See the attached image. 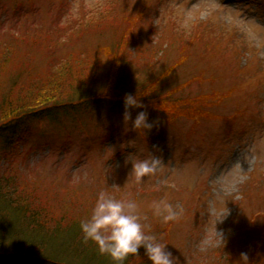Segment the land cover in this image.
Here are the masks:
<instances>
[{
	"label": "rangeland",
	"instance_id": "rangeland-1",
	"mask_svg": "<svg viewBox=\"0 0 264 264\" xmlns=\"http://www.w3.org/2000/svg\"><path fill=\"white\" fill-rule=\"evenodd\" d=\"M121 38L122 47L109 49ZM0 51L7 59L0 98L16 73L27 84H14L11 98H37L49 91L51 71L48 77L63 84L60 98L94 86L120 99L91 98L72 112L54 110L51 120L7 126L0 131V175L18 187L80 188L86 197L106 187L115 199L137 202L145 228L157 217L153 202L165 199L184 209L161 238L176 264H264V0H0ZM155 79L161 88L148 98L206 93L203 110L221 117L168 122V109L151 107L152 130L135 132L123 120L122 92L136 95ZM132 80L137 87H126ZM142 110L132 109V119ZM153 154L161 159L156 173L137 181L131 161ZM86 202L93 209L96 200ZM48 203L56 214L66 206ZM54 221L43 240L53 241ZM82 238L66 240L61 255L85 261ZM140 254L125 264H149Z\"/></svg>",
	"mask_w": 264,
	"mask_h": 264
},
{
	"label": "trees",
	"instance_id": "trees-1",
	"mask_svg": "<svg viewBox=\"0 0 264 264\" xmlns=\"http://www.w3.org/2000/svg\"><path fill=\"white\" fill-rule=\"evenodd\" d=\"M126 40L130 42V39H128L127 36ZM122 41L123 40L121 38L116 42V45L109 47V49H113L114 47H122ZM137 44H139V42H137ZM181 45L184 48L187 47L186 44ZM101 53H106L108 56L110 55L112 57L113 54H115L110 50H104ZM4 54L5 52L0 51V70L5 69L4 67L7 63V59ZM68 58L69 57L64 59L63 62H65V60H69ZM91 58L92 56H90V59ZM149 58L151 59L148 61V63H151L153 59L151 54H149ZM183 58L184 56L182 59ZM62 63L58 64V67L56 68V71L54 70V73L60 69ZM116 63L117 68H124L120 59H117ZM65 66L70 68L68 63L65 64L64 67ZM172 68L173 66L169 67L170 70H172ZM50 72L51 71H49L48 74L46 73L47 78L44 81L45 86L49 88V91H43L37 98H34V96L29 98L26 96H21L22 98L19 99L11 98V93H14L15 91L14 84L19 86H25V84H27L25 81L21 82L23 78L20 73H16L15 75L11 76V79H9L7 82L8 85L5 88V92L0 98V131L6 129V127L9 125L23 123V121L30 122L34 120L39 121L46 118L50 119L51 116H54L52 115L54 110L59 109L60 107H66L68 111L72 112L74 111V108L78 106L75 104H82V102L84 103L91 98H94L98 103L114 101L115 99L120 100L119 95L116 96L115 93H113L112 96L108 93H105L106 91L98 93V91L94 89V86L90 88L86 87L84 92H82L79 96H76L78 94H75L73 96L76 97L73 98H70V96L60 98L59 96H56V93L62 91L61 89L63 84L61 81H55L52 75L48 77ZM46 74L38 79H44ZM127 76L129 77L128 74ZM161 77L163 78L165 76ZM204 80L205 78L202 79V82ZM125 81L127 80L125 79ZM132 82L133 83L131 84L126 83L125 86L127 87L130 85L132 88L134 85L137 87V82L134 80H132ZM139 82L141 83L138 84L141 85L145 83L144 80ZM158 84L159 80L155 79L154 81H151V83H148L144 90L137 93L140 97H146L145 101L141 100V102L145 105L146 111L152 108L161 110L163 107L164 109H168L164 110L168 111V122H172L177 116H190L194 122V125H197L202 120V118L206 120H214L217 117H221L219 113L216 114L215 112L211 113L209 111L206 112L203 110L207 99H209V95L206 93H204V95L198 94L195 96V98L191 96L190 98L186 97L185 99L179 98L173 101L174 103L171 102L169 98L177 97L174 96L176 92L175 90H172L169 93H163L160 98H157V101L152 100V98H148L150 93H153V90L156 91L157 89L159 90L161 88V86ZM186 84L187 83H183L176 87H179L178 90H180L182 88H186ZM130 90L132 91V89H125L127 92ZM122 94L124 98L125 94L127 93L122 92ZM209 94H213L214 97L215 91L213 90L209 92ZM25 101L31 102V104H28V102L24 104ZM166 101L171 102L173 105H171V107H167V104H165ZM225 116L227 117V115ZM12 182L13 181L5 174L2 173L0 175V264H10L14 262H31L30 264L38 262L43 264H88L90 262V264H113L111 258L108 255L101 254L97 246L91 241L84 243L87 244V249L83 250L86 251V254L82 255L79 253L82 259L87 257L85 258V261L72 260L78 259V256L74 253V258H69V261L66 256L61 255L62 251L65 253L64 245L66 240L69 239V242L72 243V237L76 236L77 233L82 234L80 223L82 220H86L91 216L92 209L88 207L90 205L86 201L96 200L98 194L102 191L108 193L106 187H97V190L95 191L96 193L94 195L86 197L84 194L85 191L80 188H70L69 186V188L62 187L58 190H52L42 187L41 189L37 190L36 187L31 185H27L26 187H18L17 184L15 185ZM48 202L61 204V206L66 204V206L63 208V212L56 214L57 208L54 207L52 209ZM78 210H80V212H77ZM74 214H76L75 217ZM42 217H45V221L40 220ZM51 220H55L53 222L55 225H53V232L49 234V236H51L50 238L54 242L52 240V242L43 240V238L46 236V231L49 228L48 222ZM60 220H65L63 228L58 226L60 223H62ZM151 224L152 227L148 226L145 228L146 231L149 232V230L155 228L154 232L158 237L163 239L167 238L170 233L171 222L164 223L162 218L156 217L154 221L151 222ZM81 240H83V238ZM31 247L38 249V253L31 251ZM43 250L46 251V255ZM55 254L58 256V258L54 257ZM143 260L146 263L149 262L147 257L144 256Z\"/></svg>",
	"mask_w": 264,
	"mask_h": 264
},
{
	"label": "clouds",
	"instance_id": "clouds-1",
	"mask_svg": "<svg viewBox=\"0 0 264 264\" xmlns=\"http://www.w3.org/2000/svg\"><path fill=\"white\" fill-rule=\"evenodd\" d=\"M123 120L131 128L150 132L153 123L148 121L146 110L139 111L132 119V109H145L139 94H125ZM132 162L131 174L137 181L156 173L161 159L156 155L136 159ZM154 215L164 223L179 221L183 214L182 205H173L165 199L154 201ZM138 204L134 200H118L107 192H100L90 218L82 220L80 229L85 243H94L101 254L108 255L113 264H125L130 256L147 257L150 264H176V257L157 234L145 230ZM243 256V254H242ZM246 257V256H245Z\"/></svg>",
	"mask_w": 264,
	"mask_h": 264
}]
</instances>
